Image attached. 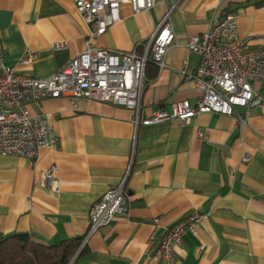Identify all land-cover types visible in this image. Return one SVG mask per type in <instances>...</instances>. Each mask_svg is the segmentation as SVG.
<instances>
[{
    "label": "crops",
    "instance_id": "obj_1",
    "mask_svg": "<svg viewBox=\"0 0 264 264\" xmlns=\"http://www.w3.org/2000/svg\"><path fill=\"white\" fill-rule=\"evenodd\" d=\"M229 13L249 48L264 49V0H156L90 46L142 55L168 17L175 42L162 70L146 66L141 117H147L202 96L193 78L200 56L186 43ZM93 31L73 0H0L5 64L19 74L52 76L86 49ZM31 54L32 64L20 63ZM30 109L53 114L59 141L34 163L0 155L1 236L27 233L49 245L82 238L88 264H167L157 256L166 228L199 213L197 232L185 235L174 264H264V104L236 109L246 124L238 114L202 113L187 124L138 128L133 110L95 100L60 97ZM51 168L55 184L45 178ZM126 176L127 214L88 237L93 205Z\"/></svg>",
    "mask_w": 264,
    "mask_h": 264
},
{
    "label": "built area",
    "instance_id": "obj_2",
    "mask_svg": "<svg viewBox=\"0 0 264 264\" xmlns=\"http://www.w3.org/2000/svg\"><path fill=\"white\" fill-rule=\"evenodd\" d=\"M73 1L77 12L94 31L86 41V49L52 76L36 78L19 74L15 67L5 64L0 44V155L34 163L41 149L56 145L59 138L53 130V114L33 113L30 109L32 103L46 99L67 97L72 101L86 99L123 106L134 111L136 128L169 120L187 124L202 113L235 115L239 107L249 110L264 104L261 94L264 90V49L249 48L248 41L239 33L236 16L229 13L186 43L189 51L200 56L193 77L203 92L198 101L195 104L179 102L170 111L160 109L141 117L146 66L152 62L162 70L166 54L175 42L168 17L163 19L142 55L135 50L92 48L91 39L105 34L124 18L151 9L156 0ZM64 46L65 43H57L54 48ZM35 59L31 54L20 63L32 64ZM238 116L241 123L246 124V118ZM198 135L202 137L203 133L200 131ZM242 161L249 163L251 155L245 153ZM54 172L53 168L46 172L47 182L54 181ZM126 181L127 176L93 205L88 237L127 214ZM56 187L53 188L58 190ZM200 221L201 215L193 213L166 228L157 256L167 264H174L176 249L183 244L185 235L197 232Z\"/></svg>",
    "mask_w": 264,
    "mask_h": 264
},
{
    "label": "trees",
    "instance_id": "obj_3",
    "mask_svg": "<svg viewBox=\"0 0 264 264\" xmlns=\"http://www.w3.org/2000/svg\"><path fill=\"white\" fill-rule=\"evenodd\" d=\"M82 244V238L49 245L27 233L0 235V264H88L83 259L90 251Z\"/></svg>",
    "mask_w": 264,
    "mask_h": 264
},
{
    "label": "water",
    "instance_id": "obj_4",
    "mask_svg": "<svg viewBox=\"0 0 264 264\" xmlns=\"http://www.w3.org/2000/svg\"><path fill=\"white\" fill-rule=\"evenodd\" d=\"M81 248H82V247H81ZM81 248L79 249V251L77 252V254L75 255V257H74V258H76V256L79 254V252H80Z\"/></svg>",
    "mask_w": 264,
    "mask_h": 264
}]
</instances>
